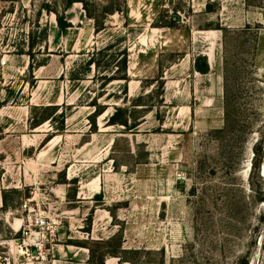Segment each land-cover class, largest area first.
I'll use <instances>...</instances> for the list:
<instances>
[{"label":"rangeland","instance_id":"obj_1","mask_svg":"<svg viewBox=\"0 0 264 264\" xmlns=\"http://www.w3.org/2000/svg\"><path fill=\"white\" fill-rule=\"evenodd\" d=\"M64 1L0 0V264H264V0Z\"/></svg>","mask_w":264,"mask_h":264},{"label":"trees","instance_id":"obj_2","mask_svg":"<svg viewBox=\"0 0 264 264\" xmlns=\"http://www.w3.org/2000/svg\"><path fill=\"white\" fill-rule=\"evenodd\" d=\"M75 3H81L83 5V8L86 12V15L95 20V26H96V30L97 31H102L105 29V25L104 24H99L98 22V18L92 13L91 9H90V4L87 0H65L64 1V6H63V12H60L58 10H54L55 14H56V20H57V25L58 27L64 32L67 31L68 28L72 27L71 22L68 21L67 19V15L66 12L72 8V6ZM126 2H125V8H121L120 7H115L112 8L110 10L105 11V14H114L115 12H120V13H127V8H126ZM49 10V8H47ZM114 48V44H109L107 46H105L104 48L99 50V54L103 55L104 57H107V63H115L117 62L114 53L109 54L108 52L111 51ZM119 55H122V58L120 59V61L118 62L119 64V68L117 71L112 72L109 76L106 75L104 76L103 79H105L108 83L113 82L115 80H123L125 82V87L123 89V92L125 94V100L130 97L129 96V90H128V84L130 82V78L128 76L127 73V68H128V62H129V54L127 49H124L122 51H119L118 53ZM31 59H32V55L29 54ZM95 54H93V56L89 59L88 61V69H90V66L92 64L96 65L97 67L100 66V62H98L95 58H94ZM33 62L30 63V66H32ZM225 64L228 65V58H225ZM106 66V65H105ZM195 71H197L200 74H208L210 72V63L208 61V58L206 55L204 54H198L195 58H194V65H193ZM118 71H121L123 74L121 76L116 75L118 73ZM76 79V78H75ZM79 79V78H78ZM226 80V85L225 88H227V83L228 80L225 77ZM156 81L161 83L160 87L154 88L153 90H151V92H149L148 94H146V96H151L154 95L155 93H158L161 97V101L160 102H164L163 98H164V92H165V81H164V76L160 75V78L157 79ZM145 94L143 95H139L137 96L135 99H133V104H132V108L130 107H122V106H116L115 107V111L114 113L108 118L107 121V125L109 126H116V125H121L124 126L127 129H134L136 127H138L139 125H141L144 121V118L146 117V115L153 111L154 106L150 105V104H145L142 103V101L144 100ZM225 98H226V105H225V114L227 116V121H228V116H229V110H228V101H229V94L228 91L225 92ZM95 105V104H93ZM57 106H46L43 107L42 110L45 112H48L47 115L43 116L41 119H34L32 121V125L34 127H37L41 124H43L44 122H46L49 119H53L54 114H56L57 110H56ZM56 110V111H55ZM101 113H103V111H99V110H95L92 114V116H98ZM63 114V112L61 113ZM93 117V118H94ZM64 123V122H63ZM94 124L97 130V124H96V119L94 118Z\"/></svg>","mask_w":264,"mask_h":264},{"label":"crops","instance_id":"obj_3","mask_svg":"<svg viewBox=\"0 0 264 264\" xmlns=\"http://www.w3.org/2000/svg\"><path fill=\"white\" fill-rule=\"evenodd\" d=\"M209 74V73H208ZM208 74H203V75H208Z\"/></svg>","mask_w":264,"mask_h":264}]
</instances>
